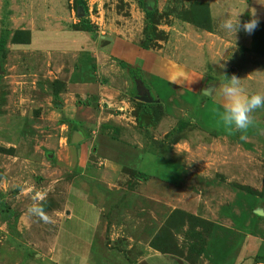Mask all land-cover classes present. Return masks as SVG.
I'll use <instances>...</instances> for the list:
<instances>
[{
	"label": "rangeland",
	"instance_id": "rangeland-1",
	"mask_svg": "<svg viewBox=\"0 0 264 264\" xmlns=\"http://www.w3.org/2000/svg\"><path fill=\"white\" fill-rule=\"evenodd\" d=\"M252 12L259 24L251 34L241 30L235 36L221 28L224 19L241 13V23L248 22ZM117 24L146 47L168 45L175 56L200 55L211 63L202 66V90L187 92L180 108L167 94L166 107L150 110L152 105L139 101L134 108L136 115H151L156 126L177 117L178 109L173 128L162 139L147 140L151 152L177 169L168 174L165 192L153 198L135 191L143 176L126 172L127 190L105 213L95 264H134L146 247L191 264H241L251 254L255 264H264V107L251 114L246 131L229 128L217 87L225 74L235 75L246 94H264V59L258 56L264 57V0H0V168L16 177L11 182L6 175L0 185V264H52L40 257L38 246L52 235L56 202L36 177L48 159L43 150L55 148L63 135L61 123L39 105L47 96L20 85L41 75L46 86L47 61L36 65L18 44L32 34L38 48L65 41L72 47L64 50L80 52L86 38L95 41ZM66 31L83 35L68 37ZM127 130L114 122L102 127L116 137ZM34 204L47 220L29 213Z\"/></svg>",
	"mask_w": 264,
	"mask_h": 264
},
{
	"label": "crops",
	"instance_id": "crops-1",
	"mask_svg": "<svg viewBox=\"0 0 264 264\" xmlns=\"http://www.w3.org/2000/svg\"><path fill=\"white\" fill-rule=\"evenodd\" d=\"M119 26L112 33L95 36V41L83 36L86 40L80 52L64 50L63 47H72L65 41L38 48L32 43V34L28 43L18 44L26 56L36 58V65L38 60L41 64L42 60L47 61L43 71L46 86H42L41 75L37 79L39 83L24 80L20 85L47 96L39 105L47 107L49 116L61 123L63 129L55 148L43 150L48 159L36 177L47 187L44 195L53 196L52 202H56L51 216L55 222L52 235L38 246L43 250L40 257L52 264H95L96 243L105 213L116 195L127 190V171L145 178L133 185L136 192L140 190L139 193L150 198L165 192L166 178L177 168L151 152L147 140L148 137L162 139L176 124L178 109L174 110L177 117L170 116L156 126L146 112L133 113L140 104L138 94H150L154 100L149 104L150 110L167 106L163 94L172 98L175 108H180L190 97L187 95H191L187 92L202 90L205 80L201 70L211 63V60L201 61L200 55L175 56L168 45L158 49L146 47L129 36L127 27ZM66 32L68 37L83 35L78 31ZM55 46L61 49L55 50ZM108 122L129 130L116 137L102 131L103 124ZM165 128L168 130L164 131ZM74 137L79 143H73ZM179 147L180 144L176 145L175 151ZM7 171L0 168V185L7 177L11 182L16 179ZM34 178L35 174L31 180ZM251 256L241 264H255ZM134 264L191 263L181 255L146 247L144 255Z\"/></svg>",
	"mask_w": 264,
	"mask_h": 264
},
{
	"label": "clouds",
	"instance_id": "clouds-1",
	"mask_svg": "<svg viewBox=\"0 0 264 264\" xmlns=\"http://www.w3.org/2000/svg\"><path fill=\"white\" fill-rule=\"evenodd\" d=\"M241 14L235 19L232 17L224 19L221 23V28L228 33L235 34V36L241 30L251 34L259 24V20L255 18L256 13L252 12L253 18L243 24L240 20ZM225 76L226 79L217 85L220 89V96L224 101L222 105V119L224 124L229 128L234 127L236 130L244 132L253 125L251 114L257 109L264 107V94H246L241 85V78L235 75L229 77L225 74ZM240 139L245 140L246 136L241 135ZM28 211L30 214L39 216L45 220L48 219L44 215L43 208L38 205H32Z\"/></svg>",
	"mask_w": 264,
	"mask_h": 264
},
{
	"label": "water",
	"instance_id": "water-1",
	"mask_svg": "<svg viewBox=\"0 0 264 264\" xmlns=\"http://www.w3.org/2000/svg\"><path fill=\"white\" fill-rule=\"evenodd\" d=\"M138 100L140 102H143V103H146V104H152V103H154L153 98H151V96L149 94H144V95L140 94L138 96ZM73 143L77 144V143H79V140H77V138L74 137L73 138ZM0 182H1V175H0ZM259 214H262V212L259 213Z\"/></svg>",
	"mask_w": 264,
	"mask_h": 264
},
{
	"label": "flooded vegetation",
	"instance_id": "flooded-vegetation-1",
	"mask_svg": "<svg viewBox=\"0 0 264 264\" xmlns=\"http://www.w3.org/2000/svg\"><path fill=\"white\" fill-rule=\"evenodd\" d=\"M142 94H145V93L142 92Z\"/></svg>",
	"mask_w": 264,
	"mask_h": 264
},
{
	"label": "trees",
	"instance_id": "trees-1",
	"mask_svg": "<svg viewBox=\"0 0 264 264\" xmlns=\"http://www.w3.org/2000/svg\"><path fill=\"white\" fill-rule=\"evenodd\" d=\"M169 253V252H168ZM175 254V253H174Z\"/></svg>",
	"mask_w": 264,
	"mask_h": 264
}]
</instances>
